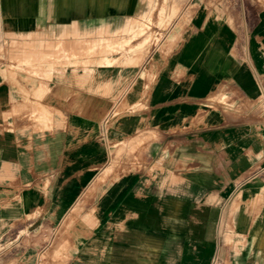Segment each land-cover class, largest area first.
<instances>
[{
  "label": "crops",
  "instance_id": "crops-1",
  "mask_svg": "<svg viewBox=\"0 0 264 264\" xmlns=\"http://www.w3.org/2000/svg\"><path fill=\"white\" fill-rule=\"evenodd\" d=\"M183 1L143 59L119 68L108 55L129 47L105 38L106 64L79 83L70 69L47 79L33 62L48 56L26 40L137 37L150 0H0V43L26 39L12 53L29 72L0 71V239L26 216L63 219L96 192L111 151L139 141V166L103 185L61 264H264V0ZM31 110L65 125L35 130Z\"/></svg>",
  "mask_w": 264,
  "mask_h": 264
},
{
  "label": "rangeland",
  "instance_id": "rangeland-1",
  "mask_svg": "<svg viewBox=\"0 0 264 264\" xmlns=\"http://www.w3.org/2000/svg\"><path fill=\"white\" fill-rule=\"evenodd\" d=\"M183 4V0H150V5L153 6V10L150 11L151 6H149L146 15L143 16L145 22L140 23V25L136 27V35L144 32L143 35L137 37H132L130 34L117 33L114 35L112 32H97L88 35H33L28 40L17 36H12L9 40L5 38L2 43H0V71L6 73L9 78L12 72H28L17 67L18 61L12 53L14 50V42L24 40H26V42L35 41V46L38 47L40 53L48 56L45 61L33 62L34 67L44 69L47 72V79L54 77L57 73H64L66 69H70L79 77V83H83L82 81L85 82V80L91 76L92 71L90 69L92 66H97L101 63L106 64V61L103 60L104 55L99 52L97 46L105 38L124 41V47H129L127 53L120 48L108 55L109 58L113 56L118 57L114 65L119 68L129 67L126 59L134 52L140 54L141 57L148 54L151 48L155 47L162 36L165 35L166 31L169 30L177 16L182 13ZM161 6L165 8L166 12H157V9ZM172 11H176V13ZM141 39L142 41L137 43ZM76 42L80 45L76 46V50H70ZM90 42L96 45L93 51H87V46L90 45ZM134 44L136 45L133 46ZM66 52H69L68 57L65 56ZM142 59L137 63L138 65L141 64ZM86 74H89L88 77L85 80H80V75ZM33 93L34 92H31V95L36 98ZM25 95L29 96V93L25 92ZM52 112L53 109H51V113ZM28 116L30 120L34 122L35 130H52L53 127H63L65 125L64 122L53 124L50 121L44 124L36 117L33 110H31ZM138 144H140L139 141L137 145H121L115 151H111L108 163L102 167L99 174L100 176L98 175L99 178L97 177L98 180H95L98 184L96 192L93 195L81 196L76 205H72L71 209L69 207L63 219L56 221L41 218L36 215L38 214L37 210L31 214L36 216H26L15 231L0 239V264H2L3 261H6V264H16L19 260L24 258V255L27 256V254L31 255L30 258H32L35 264H61L62 257L68 258L67 250L70 247L68 234L71 232V229L76 226L77 228H90L86 225L87 217H84L81 222L80 219L85 213L93 212V200L102 190L103 185H105L109 179L123 175L131 167L137 168L139 166L138 162L141 157L140 153L142 149L137 147ZM29 210H31V208ZM39 211H41V209H39ZM230 228L231 227H228V229ZM61 235H63V237H60ZM64 236L68 241L62 249V253L56 251L50 252L57 239L64 238ZM74 239L77 240L76 238ZM226 239L229 240V236H226Z\"/></svg>",
  "mask_w": 264,
  "mask_h": 264
},
{
  "label": "built area",
  "instance_id": "built-area-1",
  "mask_svg": "<svg viewBox=\"0 0 264 264\" xmlns=\"http://www.w3.org/2000/svg\"><path fill=\"white\" fill-rule=\"evenodd\" d=\"M106 119H107V117L105 118V120L103 121L104 122V125H105V123H106ZM218 262H216V261H213V263L212 264H217Z\"/></svg>",
  "mask_w": 264,
  "mask_h": 264
}]
</instances>
